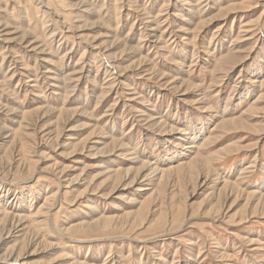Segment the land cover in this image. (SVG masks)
Segmentation results:
<instances>
[{
	"label": "rangeland",
	"instance_id": "374dc122",
	"mask_svg": "<svg viewBox=\"0 0 264 264\" xmlns=\"http://www.w3.org/2000/svg\"><path fill=\"white\" fill-rule=\"evenodd\" d=\"M0 264H264V0H0Z\"/></svg>",
	"mask_w": 264,
	"mask_h": 264
}]
</instances>
